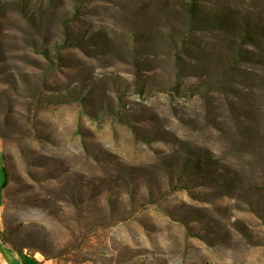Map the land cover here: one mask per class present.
<instances>
[{
  "label": "rangeland",
  "instance_id": "374dc122",
  "mask_svg": "<svg viewBox=\"0 0 264 264\" xmlns=\"http://www.w3.org/2000/svg\"><path fill=\"white\" fill-rule=\"evenodd\" d=\"M0 150L16 253L264 264V0H0Z\"/></svg>",
  "mask_w": 264,
  "mask_h": 264
},
{
  "label": "crops",
  "instance_id": "0c3cea01",
  "mask_svg": "<svg viewBox=\"0 0 264 264\" xmlns=\"http://www.w3.org/2000/svg\"><path fill=\"white\" fill-rule=\"evenodd\" d=\"M3 159H2V152L0 150V169H3ZM1 182V181H0ZM2 202H3V188L0 186V211L2 208ZM22 258L20 255H18L16 252L12 251L9 248H5L3 245H0V262L2 264H31L28 258H32L36 261L38 264H47L46 262H43L42 260H36L32 256L24 253Z\"/></svg>",
  "mask_w": 264,
  "mask_h": 264
},
{
  "label": "trees",
  "instance_id": "16d2710c",
  "mask_svg": "<svg viewBox=\"0 0 264 264\" xmlns=\"http://www.w3.org/2000/svg\"><path fill=\"white\" fill-rule=\"evenodd\" d=\"M191 6L192 7H190V11L191 12H195V5L194 4H191ZM219 18V17H218ZM217 21L218 22H221L222 20L221 19H217ZM245 29V28H244ZM246 39L247 38H250L251 37V33H250V31L249 30H246ZM2 159H4L3 158V155H2ZM3 171H4V173H5V183H4V185H3V189L6 187V185H7V182H8V170H7V167L4 165L3 166ZM17 253H18V255H23V253L21 252V251H17Z\"/></svg>",
  "mask_w": 264,
  "mask_h": 264
}]
</instances>
